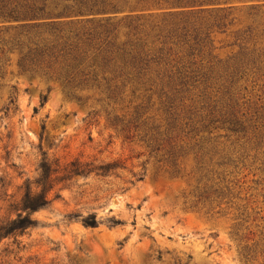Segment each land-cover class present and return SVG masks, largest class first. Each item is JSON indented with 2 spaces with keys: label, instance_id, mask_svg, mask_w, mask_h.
<instances>
[{
  "label": "trees",
  "instance_id": "16d2710c",
  "mask_svg": "<svg viewBox=\"0 0 264 264\" xmlns=\"http://www.w3.org/2000/svg\"><path fill=\"white\" fill-rule=\"evenodd\" d=\"M214 1L0 0V23H21L13 34L0 30V79L14 56L20 74L60 84L68 98L83 106L98 105L95 116L105 117L118 136L145 145L171 174L179 176L193 156L195 207L228 205L234 161L218 148L220 137L211 136L223 130L242 149H264V114L250 116L238 88L249 73L264 70V10L251 7L243 29L232 32L238 52L223 61L213 55V37L226 33L235 20L227 23L232 15L227 9H199ZM125 9L129 14L120 20L78 19ZM45 101L46 96L42 105ZM15 105L11 97L6 113L16 110ZM44 131L45 126L40 141ZM40 151L38 177L27 179L20 201L10 204L16 216L0 219V242L37 227L32 215L51 206L57 185L76 176L105 178L124 169L119 162L81 159L61 166ZM66 217L87 228L99 226L94 213ZM111 223L123 224L115 219ZM261 245L264 257V241ZM259 246H245L244 256L257 254Z\"/></svg>",
  "mask_w": 264,
  "mask_h": 264
},
{
  "label": "rangeland",
  "instance_id": "374dc122",
  "mask_svg": "<svg viewBox=\"0 0 264 264\" xmlns=\"http://www.w3.org/2000/svg\"><path fill=\"white\" fill-rule=\"evenodd\" d=\"M251 7L263 11L264 0H216L199 8L227 9L232 14L227 23L235 20L226 33L213 37L214 56L225 61L238 52L232 32L243 29ZM128 14L125 9L78 19L120 20ZM20 24L0 23V30L13 34ZM238 88L246 112L264 114V70L249 73ZM11 97L16 110L7 114ZM99 108L68 98L60 84L20 74L14 56L6 63L0 79V219L16 216L10 204L20 201L27 179L38 177L40 150L61 166L81 159L119 162L124 169L105 178L76 176L57 185L51 206L32 215L37 227L1 240L0 264H264V149H242L241 143L225 138V131H214L211 137H220L218 148L234 161L228 177L233 199L228 205L195 207L193 156L179 176L171 174L145 145L118 136L105 117L92 113ZM70 213H94L99 226L70 221ZM112 219L123 224L113 226ZM256 242L257 254L246 258L243 249Z\"/></svg>",
  "mask_w": 264,
  "mask_h": 264
}]
</instances>
